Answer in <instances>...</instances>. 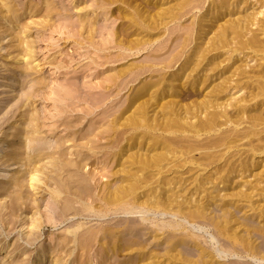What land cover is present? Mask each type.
I'll list each match as a JSON object with an SVG mask.
<instances>
[{
  "label": "bare ground",
  "instance_id": "1",
  "mask_svg": "<svg viewBox=\"0 0 264 264\" xmlns=\"http://www.w3.org/2000/svg\"><path fill=\"white\" fill-rule=\"evenodd\" d=\"M62 1L72 5L79 0ZM89 1L81 8L74 4L82 13L74 18L64 7L67 15L57 13L55 0L40 5L0 0V43L8 39L4 48L13 49L2 54L0 48V58L14 62L10 77L39 73L41 64L32 66L37 42L23 36L31 25H39L64 35L72 52L85 49L79 54L88 59L79 60L83 79L92 78L81 83L87 90L80 91L74 78L55 82V87L45 77H34L36 90L47 86L43 109L35 106L34 92L5 129L0 118L5 226L18 201L26 200L35 204L31 220L20 225L28 244L38 239L43 224L73 219L60 240L42 242L29 263L251 264L224 261L228 256L264 263V204L253 199L264 202V170L254 173L264 167V160L254 156L264 153V22L259 12L248 13L249 0ZM34 10L43 12L44 20L25 23ZM97 10L113 13L119 22L108 32L111 47L93 44L96 22L104 18ZM259 19L263 26L257 34L258 28L250 26L257 27ZM23 21L17 33L15 25ZM135 58L139 62L128 63ZM50 64L53 70L67 67ZM6 91L0 86V93ZM42 134L57 139L48 143ZM239 145L252 153L235 157L230 150ZM106 159L117 169L111 171L108 163L110 174L105 173L112 179L102 181L97 191L92 185L96 167ZM87 167L88 177L83 174ZM249 177L261 186L249 187ZM42 180L52 187L44 212L39 200L28 195ZM11 194L16 195L13 201L1 203ZM90 217L99 222L80 220ZM16 243L3 248L0 241L3 260L21 247Z\"/></svg>",
  "mask_w": 264,
  "mask_h": 264
},
{
  "label": "rangeland",
  "instance_id": "2",
  "mask_svg": "<svg viewBox=\"0 0 264 264\" xmlns=\"http://www.w3.org/2000/svg\"><path fill=\"white\" fill-rule=\"evenodd\" d=\"M15 1V3H19V4H24V3H27L28 2V0H14ZM32 2H34V3H36V4H41V0H31ZM56 2H57V4H58V6L60 7L59 8V11L57 12V13H59V12H61L63 15H67V13H65V12H63L62 11V9H61V7H64V8H66V9H68V12H69V14H71V15H73L74 16V18H76L77 17V15H79V14H82V13H78V12H76V10H74V8H73V6H74V4L76 5V6H79L78 8H81V7H84V6H87V5H89L90 4V1L89 0H79L77 3H73L72 5L71 4H68V3H66V2H63L62 0H55ZM249 3L252 5V6H250V8H252V9H248V13H258L259 12V14L258 15H260L259 17L261 18V19H263V20H261V19H259V21L261 20L262 22H264V0H249ZM90 8V7H89ZM244 8H246V7H243L242 9H244ZM91 9V8H90ZM242 9L240 10V14H241V16L242 15H244V13L242 12ZM34 12V14H31L32 15V18H28L27 16H28V14H26V16L24 17L25 19L27 18V20L25 21V23H29V22H31L32 20L34 21V22H36V23H40L41 21H43L44 20V18H42L45 14L42 12L41 13V11L39 10V11H36V10H34L33 11ZM100 13V14H103L104 15V12L103 11H99V10H97L96 11V13ZM48 16V18L47 19H51V17H52V15H47ZM112 16V17H111ZM238 15H235V16H233L234 18L235 17H237ZM68 17V16H67ZM114 17H115V15L113 14V13H109V14H107V15H104V18L102 17V16H99V20L96 22V29H95V33L97 34H95L96 35V38L95 39H93V44L94 45H96V46H98V47H102V48H105L104 46H107V47H111L110 45H112L113 43L111 42L112 41V39H111V37L108 35V32L110 31V30H113L114 29V27H116L117 26V24L119 23L117 20H115L114 19ZM42 18V19H41ZM260 21V23H258V26L256 27L255 25V27H253V26H250V27H252L253 29H255V30H253L252 28V30L253 31H256V29L258 28V27H260V25L259 24H262V22ZM24 23V21L23 22H21V23H17L16 25H15V29H16V32L18 33L19 31H20V26L21 25H24L25 24ZM263 25H264V23H263ZM263 25H261V27L263 26ZM7 26H9V24H7ZM26 26H28V25H26ZM260 27V28H261ZM260 28H258V30L256 31V32H258L257 34H259L260 33ZM262 29H264V26L262 27ZM262 29H261V31H262ZM96 30H97V32H96ZM255 32V33H256ZM56 32H54V33H52L50 30H42L41 29V27L39 26V25H36V26H34V25H31L30 26V30L29 31H27L26 32V34H23V36H27L29 39H27V41L28 40H31V41H33V43L34 42H37V45H36V56H35V58L34 59H36L34 62H33V64H32V66H34V65H36L37 63H39V64H41V69L39 70V73L38 74H35V75H30V76H25V75H21V74H19V73H16L15 74V76L12 78V77H10V75L12 74V72L9 70L10 69V67L11 66H14V62L12 61V60H10V59H5V58H0V86H5V90H7L6 92H4V93H0V118H3V122H5L4 124H3V128L2 129H5L11 122H13L14 121V119H15V117H16V115H18L22 110L19 108V106L21 105V104H23V101H26V96L27 95H35V93L37 94L36 96H34V99H36V100H38V102L35 104V106L38 108V109H43V107H44V105L45 104H43V105H41L40 103L43 101L44 102V98H42L43 97V94L46 92V91H48L47 90V86H44L42 89H38V90H36L37 89V85L36 84H34L32 81L37 77V76H40V77H45V79L47 80V82L49 83L48 85H52L50 82H53L55 85H52V86H55L56 87V83L55 82H62L61 80H64V79H69V80H72V81H74L73 80V78L75 79V81L77 82L78 81V83L77 84H79V86L77 85V88L79 87V90L80 91H85V89L84 88H86V90H87V87H86V85H83V87H82V85H81V83H84V82H89V80H91L92 78H88V79H83L84 78V72H83V67H81V65L82 64H84L85 62H86V60H88V59H85L83 56L81 57L79 54H81L85 49H81L79 52H72V49L70 48V46L71 45H69V40H67L66 41V39H65V36L64 35H57V34H55ZM95 35H94V37H95ZM98 36V37H97ZM54 37H55V39H54ZM260 37H262V36H260ZM64 39H65V41L67 42H65L66 44H64ZM97 40V41H96ZM98 40L99 41H101V43L100 42H98ZM104 41V42H103ZM8 42H9V40L8 39H6V40H4L3 42H1L0 43V48H3V50L1 51V53L2 54H5L7 51H9V52H12V50L13 49H9L8 47L7 48H4V47H6V45L8 44ZM98 42V43H97ZM105 43V44H104ZM103 45V46H99V45ZM69 45V46H68ZM68 46V47H67ZM64 47V48H63ZM106 47V48H107ZM61 49H63V50H61ZM69 49V50H68ZM6 50V51H5ZM63 51V52H68V57L67 56H63V55H60L59 53L61 52V51ZM60 51V52H59ZM62 52V53H63ZM85 52H87L86 50H85ZM84 52V53H85ZM84 53H82V54H84ZM60 57H59V56ZM249 57L251 56H253V54L252 55H249V54H247ZM69 56H72L71 58H73V62L70 60V58H69ZM79 56H80V58H79ZM52 57V58H51ZM54 57V58H53ZM77 58H79L78 60H77ZM84 58V59H83ZM138 59H139V61H141L142 59H143V56H142V59L141 58H139V57H137ZM137 58H135L136 60L134 61L133 59H130V60H128V63H135V62H139L138 61V59ZM82 59V61L84 62V60H85V62L83 63L82 61L80 62L79 60H81ZM141 59V60H140ZM74 60H76L75 62H74ZM249 59H247V61H248ZM11 62H13V63H11ZM26 61H23V62H21V63H25ZM51 62H57V63H59V62H61L62 64H64V65H67V67H64V68H62L63 69V71L60 69V70H53L52 69V67H51ZM78 62V63H77ZM89 62V61H88ZM123 62V64H125L127 61H122ZM122 62H119L118 63V65L120 66H118L117 65V63L116 64H114V67L116 68V69H119V68H121V66H122ZM254 62V61H253ZM253 62H250V64H253ZM20 63V64H21ZM69 64V66H68V64ZM80 63V64H79ZM72 64V65H71ZM75 64H77V65H75ZM71 65V66H70ZM68 67H70V69H67ZM73 67V68H72ZM74 68H77L76 70H73ZM79 70H81V72L82 73H80V72H78ZM98 70V73L101 71V69L99 68V69H97ZM96 70V71H97ZM101 73V72H100ZM35 77V78H34ZM32 78H34L33 80H31ZM72 78V79H71ZM77 78V79H76ZM85 84V83H84ZM21 85V86H20ZM9 86H11V87H9ZM75 86H76V83H75ZM80 86L82 87V88H80ZM22 87V88H21ZM21 88V89H20ZM34 89H35V91H34ZM40 91V92H39ZM35 92V93H34ZM32 93H34V94H32ZM39 93V94H38ZM125 93V92H124ZM124 93H122V95L124 94ZM2 94V95H1ZM83 94V93H82ZM24 95V96H23ZM6 98H8L7 100H6ZM25 98V99H24ZM50 101V100H49ZM25 103V102H24ZM48 103V102H47ZM243 126H244V124H243ZM39 137H45V138H43L44 140H46V142H50V143H52V141L54 140H56L57 139V136H54V135H51V134H47V135H45V134H42V135H38ZM52 136V137H51ZM51 137V138H50ZM52 140V141H51ZM243 142H245V141H243ZM239 144V143H238ZM244 146V147H243ZM239 147V148H238ZM238 147H236V149H234L235 147H233L232 148V150H230V151H232V154H235V157H237V156H240V157H243L245 154L248 156V155H250L249 153H252V152H249V147L248 146H246V145H239ZM243 147V148H242ZM245 147H247V148H245ZM241 148V149H240ZM238 149H240V150H238ZM243 149H247V151H244L243 153H241L242 154V156L240 155V152H242L243 151ZM236 150V151H235ZM233 151H234V153H233ZM236 152H237V154H236ZM246 152V153H245ZM248 153V154H247ZM239 154V155H238ZM244 154V155H243ZM254 154H256V153H254ZM245 155V156H246ZM252 155V154H251ZM105 156V155H104ZM102 157V158H100L101 160H105V157ZM244 156V157H245ZM256 158H258V159H261V160H264V153H262V154H260V155H254ZM258 159H256V160H258ZM260 160V161H261ZM108 160L106 159V163H105V161H104V164H97V174L98 175H100L101 173H105L107 170H106V167H108L109 165H110V167H111V171H114V169L116 170L117 168V166H116V164L115 163H111V162H107ZM44 162H46V161H44ZM108 163H110L109 165H108ZM42 163H40V164H37L38 166H40ZM107 164V165H106ZM112 164V165H111ZM102 165H105L104 167L102 166ZM259 165H261V163L259 164ZM264 165V161H263V163H262V166ZM115 166V167H114ZM42 169H44V170H47L48 168H46V167H48V166H43V165H41L40 166ZM102 167H103V169H104V171L102 172ZM110 167L108 168V169H110ZM21 168V170H23L24 169V166H22V167H20ZM89 167H87L86 169H84V170H86L85 172H83V174H85V173H87V171L89 170L88 169ZM93 168V167H92ZM92 168H91V171H92ZM262 170H264V167H261V166H258L256 169H255V171H254V173H259V172H261ZM90 171V170H89ZM88 171V173H90ZM98 171H100V172H98ZM86 174V176L88 177L89 176V174ZM107 173H109V170L107 171ZM263 173H264V171H263ZM106 174V173H105ZM110 174V173H109ZM98 175H96V177H95V182L97 183V185H95L96 183L93 181L92 183V185H93V187L94 186H96V187H94V188H96V190L97 191H99L100 190V188L103 186H101V184L104 182V183H106V182H108V180L109 181H111V179L112 178H110L109 177V175L108 174H106V175H108V177L106 176V177H104V176H102V174L97 178V176ZM60 177V176H59ZM99 180V182H97L96 180L97 179ZM107 178H109V179H107ZM263 178H264V175H263ZM245 180H246V178H244ZM253 180V182H252V184H249L248 186L249 187H253V185L255 184V182L257 181L256 180V178H255V180L256 181H254V178H251V177H249V179L247 180V181H252ZM103 181V182H102ZM236 181H241L239 178H238V180H236ZM242 182V181H241ZM49 184H51L50 182H49ZM48 184V185H49ZM98 184H100V185H98ZM38 186V190H35V191H32V190H30V191H28V195L29 196H31V198L33 199H37V200H39V203H40V209H41V211L42 212H44L45 210H46V205H47V201H48V199H49V192H50V189L52 188L51 186L50 187H47V186H45L44 185V180H42V182L41 183H38L37 184ZM258 187V186H261V184H259V185H256L255 184V187ZM99 187V188H98ZM244 190H245V188H244ZM97 191H96V193H97ZM24 193H25V191H24ZM30 193V194H29ZM26 194V193H25ZM12 195V196H11ZM10 195V197H7L5 200H3L1 203H4V202H7V203H10L11 202V200L13 201L14 199H15V197H16V195L15 194H11ZM28 195H26V196H28ZM1 198V197H0ZM254 200H256V201H258V200H261L260 201V203H262V204H264V202H262V199H261V197H259V196H255L254 198H253ZM25 200V199H24ZM41 201V202H40ZM24 203H26L27 204V206H29V204L31 203L30 201H28V200H26V201H23ZM20 204V205H19ZM26 204H23V203H21L20 201H18V203H17V208H15L16 209V211H14V213L16 214H14V216H12V217H10L9 218V220L11 221V224H10V226H9V224H8V226L6 225L5 226V222L3 221L4 220V217L2 218V215L5 213V212H2L1 214H0V241H1V243H2V246H3V248H6L7 246H9V244H12V243H16V241H17V243H16V245L18 246V245H20L21 247H19V249H17V250H15V251H13L12 253H10L11 254V256H10V258L8 257H6L4 260L2 259V255H1V253H3V252H0V264H2L4 261H6V260H9V261H13V259L14 260H17V258H19V259H22L23 261L22 262H20V263H18V264H30L29 263V261H31L32 259L34 260L35 259V257L37 256L36 255V249L38 248V246L42 243V242H45V244H47L48 243V240L50 239V238H55L57 241L58 240H60V238H61V236H62V230L65 228V226H67L69 223H71V222H73V219H67L66 221H64L63 223H61V224H56L57 226H55V225H53V224H51V223H45V224H43L42 225V227L38 230V232H37V234H38V239L36 240V241H33V242H30L29 244L28 243H26L25 242V239L24 238H26L25 237V235H24V232L26 231V230H24L25 229V227H23V228H21V224H25L24 226H26V224H27V222H28V218H29V220H31L30 219V217H32V214H33V208L32 207H34V205H32V204H30V206L29 207H31V208H29V207H26L25 205ZM10 205V204H9ZM28 208V209H27ZM45 208V209H44ZM44 210V211H43ZM26 215V216H25ZM44 216H45V214H44ZM17 217V218H16ZM35 217V216H34ZM42 218H44V219H46V217H42ZM92 218H93V220H92ZM81 221H84V222H89L88 223V225H90V224H92V225H96V222L98 223L99 222V220L96 218V219H94V217H90V218H86V219H80ZM79 219H78V221H80ZM13 221V222H12ZM71 221V222H70ZM90 221H93V222H91L90 223ZM4 222V223H3ZM30 222V221H29ZM66 222V223H65ZM3 225V226H2ZM53 225V226H52ZM212 229H210L209 231H210V233H212L213 231H211ZM60 236V237H59ZM24 239V240H23ZM215 243H216V241H215ZM216 245H217V243H216ZM12 248V246L9 248V249H11ZM26 253V254H25ZM25 254V255H24ZM17 255V256H16ZM3 256H4V254H3ZM247 259V260H246ZM3 260V261H2ZM219 260H223V259H219ZM228 261V260H233V262H250L251 264H257V262L258 261H251V259H249V258H247V257H230V256H228V257H226L225 259H224V261ZM45 262H46V264H50V260H45ZM258 264H264V263H262V262H258Z\"/></svg>",
  "mask_w": 264,
  "mask_h": 264
}]
</instances>
